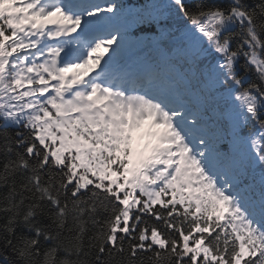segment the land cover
<instances>
[{"label": "snow or ice", "instance_id": "6c2138e0", "mask_svg": "<svg viewBox=\"0 0 264 264\" xmlns=\"http://www.w3.org/2000/svg\"><path fill=\"white\" fill-rule=\"evenodd\" d=\"M0 264H264V0H0Z\"/></svg>", "mask_w": 264, "mask_h": 264}, {"label": "trees", "instance_id": "16d2710c", "mask_svg": "<svg viewBox=\"0 0 264 264\" xmlns=\"http://www.w3.org/2000/svg\"><path fill=\"white\" fill-rule=\"evenodd\" d=\"M148 2H150V0H117V3L123 4L125 8H131V9H137ZM141 35H142V29L137 28L133 30V36H141Z\"/></svg>", "mask_w": 264, "mask_h": 264}]
</instances>
